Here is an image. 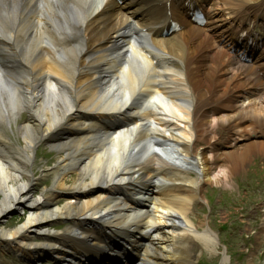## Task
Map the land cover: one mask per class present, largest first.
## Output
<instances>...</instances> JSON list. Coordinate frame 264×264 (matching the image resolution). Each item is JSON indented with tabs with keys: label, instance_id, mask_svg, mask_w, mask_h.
<instances>
[{
	"label": "bare ground",
	"instance_id": "obj_1",
	"mask_svg": "<svg viewBox=\"0 0 264 264\" xmlns=\"http://www.w3.org/2000/svg\"><path fill=\"white\" fill-rule=\"evenodd\" d=\"M158 1L0 0L2 264L215 255L194 204L264 154V52L255 65L231 51L264 0H210L199 25L175 11L183 28L166 37ZM40 143L55 160L36 170Z\"/></svg>",
	"mask_w": 264,
	"mask_h": 264
},
{
	"label": "rangeland",
	"instance_id": "obj_2",
	"mask_svg": "<svg viewBox=\"0 0 264 264\" xmlns=\"http://www.w3.org/2000/svg\"><path fill=\"white\" fill-rule=\"evenodd\" d=\"M12 131L14 132V129ZM226 139V132L221 131L220 144H225ZM200 146L204 147V144L199 142L198 147ZM35 149V161L39 166L36 170H41L42 164H45V168H50L55 160V152L48 144L43 143ZM41 179L40 188L51 183L46 178ZM231 186L226 188L205 185L202 190L203 199L194 204L195 221L207 220L216 235L215 239L218 240L215 255H210L203 248L201 251L196 249V255L198 254V259L205 260L204 264H221L223 258L225 262L222 264H249V261L253 264H263L264 227L261 223L264 218V154L254 155L244 172L232 178ZM144 193L138 196H146ZM257 253L260 254L259 257L256 256ZM3 255L4 259H8L6 264H55L47 256L37 261L23 262L8 254ZM120 259L125 261L122 256ZM136 263L138 264V261Z\"/></svg>",
	"mask_w": 264,
	"mask_h": 264
}]
</instances>
